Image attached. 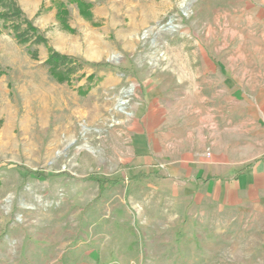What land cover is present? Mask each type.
I'll return each mask as SVG.
<instances>
[{
	"label": "rangeland",
	"instance_id": "374dc122",
	"mask_svg": "<svg viewBox=\"0 0 264 264\" xmlns=\"http://www.w3.org/2000/svg\"><path fill=\"white\" fill-rule=\"evenodd\" d=\"M15 1L0 264H264V0Z\"/></svg>",
	"mask_w": 264,
	"mask_h": 264
},
{
	"label": "trees",
	"instance_id": "16d2710c",
	"mask_svg": "<svg viewBox=\"0 0 264 264\" xmlns=\"http://www.w3.org/2000/svg\"><path fill=\"white\" fill-rule=\"evenodd\" d=\"M77 5L83 14H86L88 4L77 2ZM0 19L8 23L7 28L10 30L13 38L20 44H35L47 46V39L33 25L15 0H0ZM48 57L45 65L52 77L63 81L69 74L75 72L78 67L77 60L73 57L60 54L50 47L47 49ZM94 65V64H93Z\"/></svg>",
	"mask_w": 264,
	"mask_h": 264
},
{
	"label": "built area",
	"instance_id": "2783aa9c",
	"mask_svg": "<svg viewBox=\"0 0 264 264\" xmlns=\"http://www.w3.org/2000/svg\"><path fill=\"white\" fill-rule=\"evenodd\" d=\"M105 264H118L116 261L107 262Z\"/></svg>",
	"mask_w": 264,
	"mask_h": 264
}]
</instances>
